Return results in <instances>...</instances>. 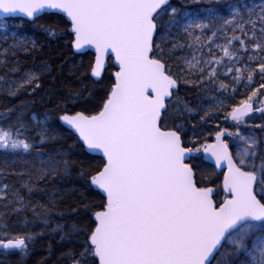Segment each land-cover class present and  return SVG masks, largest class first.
Returning <instances> with one entry per match:
<instances>
[{"label":"snow or ice","instance_id":"1","mask_svg":"<svg viewBox=\"0 0 264 264\" xmlns=\"http://www.w3.org/2000/svg\"><path fill=\"white\" fill-rule=\"evenodd\" d=\"M48 15L67 27L41 25L43 31L64 39L73 55L89 56L82 74L102 94L89 92L80 110L55 105L71 146L61 143L51 114L38 117L30 103L0 114V152L23 165L0 167V252L23 264L35 240L49 233L61 242L75 238L70 264H264V136L241 131L264 133V123H247L253 112L264 116V3L0 0V19ZM36 49L27 35L0 34V93L41 88L47 62L21 72L17 58ZM181 84L218 94L193 108L179 96ZM238 93L245 98L233 103ZM81 97L71 92L70 102ZM221 111L229 126L216 124L187 141L176 123L198 114L206 125ZM76 151L90 161L77 172L80 188L99 198L70 206L80 220L58 223L69 215L60 207L67 194L61 181L71 175Z\"/></svg>","mask_w":264,"mask_h":264},{"label":"trees","instance_id":"2","mask_svg":"<svg viewBox=\"0 0 264 264\" xmlns=\"http://www.w3.org/2000/svg\"><path fill=\"white\" fill-rule=\"evenodd\" d=\"M187 2L188 0H185V3ZM244 2L259 6L264 3V0H244ZM172 3L176 4L177 0H172ZM41 25L45 27L48 25H54L58 30H63L67 27L62 17L52 15L42 16L34 22H28L21 19L0 20V34H2L4 30H7L8 33L16 32L31 37L37 43V49L30 54H18L17 58L20 62L21 72L28 69L38 70L44 62H47L51 68V72L41 74V88L38 89L34 95L21 93L16 97H11L6 93H0V114L5 113L7 108L18 106L21 102L30 103L33 105L31 112L36 113L38 117L42 118L43 114L46 112L51 114L49 123L64 136V140H62L61 143L66 144V146H71L74 142V138H67V130L58 122V117L61 112L56 109L55 105H63L65 102H68L67 106L69 109L74 107L75 110H80L85 104L89 92H93L97 95L102 94L101 85L93 83L91 79L82 74L83 68L81 65H87L89 56L73 55L72 51L65 46L64 39L47 36ZM3 46L7 47V45ZM187 52L188 49H185L183 52H178L177 56H183ZM17 58L9 57V60L11 61ZM114 70L115 69H111V71ZM173 70L177 72L180 70L175 63H173ZM0 74H3V72H0ZM10 75H12V78H17L19 73ZM225 82L227 83L228 81ZM105 83H107L106 80ZM259 83H261V81L259 76H257L255 84L258 86ZM84 89H87V91H84ZM78 90L82 91V97L77 99L75 106H73L70 102V93ZM241 92H248V89L242 88ZM217 94L218 93H216L214 88H210L209 92H204L183 84L179 87V96L193 108H195L202 100L205 101V107H207L206 98L209 95ZM244 98V95L238 93L235 96L233 103H238ZM228 99L231 100L232 98L229 96ZM176 123L184 125V128L186 129L184 139L187 141L189 138H193L194 134L197 136L201 134L208 135L209 130L214 129L216 124H220L221 127H227L230 122L224 121L223 112L221 111L215 116V119L210 120L206 125H201L198 114L194 116L186 115L182 119L177 120ZM247 123L249 125L264 123V116L260 113H253V115L248 118ZM193 124L196 125L195 128L192 127ZM253 130L257 132L258 137L264 136V133H261L260 129L253 127ZM212 138L213 137H209V143L212 142ZM200 157L202 159L201 155ZM13 159V156L9 155L8 157H5L3 152H0V167L19 169L23 166L19 161L13 164ZM70 159L77 162L72 165L73 170L71 175L61 181V186L67 189V194L64 196V200L60 206L61 210L69 215H66L63 220L57 218L56 222L58 223L70 224L75 220H80L83 214H81V216L71 215L70 206L79 204L82 199L92 203L99 198L96 193L80 188L83 181L77 175V172L81 167L87 166L90 162L89 159L84 157L79 151L72 153ZM5 161H7V164ZM80 161H83V164H81ZM211 178L216 179V176L213 175ZM219 178L221 179V176ZM15 179V177L9 176L7 182L12 183ZM73 188L78 190L72 191ZM19 220V217H11L12 222H17V228L22 227L18 222ZM35 231L39 232L40 228L36 227ZM75 247L76 244L74 237L72 240L61 242L59 235L45 233L43 237L37 238L30 247L28 255L24 257L23 264H70V260L66 253ZM19 261V255L5 256L4 253L0 252V264H19Z\"/></svg>","mask_w":264,"mask_h":264},{"label":"rangeland","instance_id":"3","mask_svg":"<svg viewBox=\"0 0 264 264\" xmlns=\"http://www.w3.org/2000/svg\"><path fill=\"white\" fill-rule=\"evenodd\" d=\"M257 10H259L258 7H257ZM253 113H255V112H253ZM253 113H251V115H253ZM251 115H250V116H251ZM241 131L245 132L246 134H247L249 131H251V132H253L255 135H257V132L254 131L253 128H252V129L241 128ZM230 150H231V151L233 152V154L235 155L236 147H235V145H233L231 142H230Z\"/></svg>","mask_w":264,"mask_h":264},{"label":"water","instance_id":"4","mask_svg":"<svg viewBox=\"0 0 264 264\" xmlns=\"http://www.w3.org/2000/svg\"><path fill=\"white\" fill-rule=\"evenodd\" d=\"M10 18L11 19H22V20H25V21H28V22H34L32 20H29L27 18H23V17H20V16H17V17H9V18H6V19H10ZM0 20H4V19H0ZM58 122H59L60 125H62V122H60L59 119H58ZM213 139H214V137H213ZM202 156H203V154H202ZM205 163L207 164L206 161H205ZM213 168L215 169V166L214 165H213ZM215 171L219 172L220 170L219 169H215Z\"/></svg>","mask_w":264,"mask_h":264}]
</instances>
